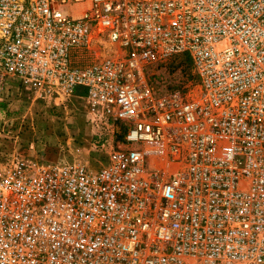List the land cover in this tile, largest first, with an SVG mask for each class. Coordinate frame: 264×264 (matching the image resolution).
Instances as JSON below:
<instances>
[{"label":"built area","instance_id":"1","mask_svg":"<svg viewBox=\"0 0 264 264\" xmlns=\"http://www.w3.org/2000/svg\"><path fill=\"white\" fill-rule=\"evenodd\" d=\"M172 59L199 84L153 92ZM10 80L96 141L0 147V264H264V0H0Z\"/></svg>","mask_w":264,"mask_h":264},{"label":"rangeland","instance_id":"2","mask_svg":"<svg viewBox=\"0 0 264 264\" xmlns=\"http://www.w3.org/2000/svg\"><path fill=\"white\" fill-rule=\"evenodd\" d=\"M95 59L79 53L71 60L76 67ZM154 71L158 77L149 81L153 92L195 88L199 84L189 62L168 60ZM9 83L11 88L0 95V147L52 161H71L76 155L82 159L88 157L96 137H93L95 130L89 126L90 116L84 100L72 98L61 107L47 106L35 100L18 82L10 80Z\"/></svg>","mask_w":264,"mask_h":264},{"label":"crops","instance_id":"3","mask_svg":"<svg viewBox=\"0 0 264 264\" xmlns=\"http://www.w3.org/2000/svg\"><path fill=\"white\" fill-rule=\"evenodd\" d=\"M81 94H82V90L79 89V90H78V95H81Z\"/></svg>","mask_w":264,"mask_h":264},{"label":"bare ground","instance_id":"4","mask_svg":"<svg viewBox=\"0 0 264 264\" xmlns=\"http://www.w3.org/2000/svg\"><path fill=\"white\" fill-rule=\"evenodd\" d=\"M194 95V94H193Z\"/></svg>","mask_w":264,"mask_h":264}]
</instances>
